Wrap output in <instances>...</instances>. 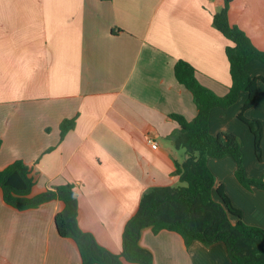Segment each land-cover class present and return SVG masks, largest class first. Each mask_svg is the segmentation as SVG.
I'll return each instance as SVG.
<instances>
[{
	"label": "crops",
	"instance_id": "0c3cea01",
	"mask_svg": "<svg viewBox=\"0 0 264 264\" xmlns=\"http://www.w3.org/2000/svg\"><path fill=\"white\" fill-rule=\"evenodd\" d=\"M223 2L0 0V170L15 161L27 165L32 196L72 185L80 229L119 255L142 195L175 187L171 172L186 158L183 134L169 116L191 121L197 109L174 77L175 63L190 65L217 96L230 86L229 42L212 23ZM227 16L264 52V0H233ZM245 71L264 78L256 60ZM245 100L242 93L229 108L211 110L208 128L211 135L234 134L252 153V135L237 118ZM244 115L263 126L262 161L245 174L264 177V83ZM72 119L74 128L60 140V123ZM207 166L216 180L213 195L222 185L242 222L264 229V192L241 188L230 158L209 159ZM62 209L51 201L17 211L0 191V264H80L74 241L54 226ZM139 244L153 264H231L222 243L186 247L173 232L145 229Z\"/></svg>",
	"mask_w": 264,
	"mask_h": 264
},
{
	"label": "trees",
	"instance_id": "16d2710c",
	"mask_svg": "<svg viewBox=\"0 0 264 264\" xmlns=\"http://www.w3.org/2000/svg\"><path fill=\"white\" fill-rule=\"evenodd\" d=\"M232 1L224 0L221 10L212 19L215 29L229 42L225 56L230 86L224 96H217L199 84L190 65L183 61L175 63L174 77L191 93L197 109L191 121L181 115L169 116L177 123L184 138L181 147L186 158L182 163H176L171 172L180 185L154 187L142 195L136 212L124 227L119 255L99 246L91 234L80 229L77 194L72 185L58 186L32 196L31 169L22 161H15L0 170L3 202L17 211L37 209L51 201L63 203V209L54 217V226L59 237L74 241L80 264H153L151 253L139 244L145 229H150L154 235L162 231L173 232L182 238L186 247L193 242L204 247L222 243L231 264H264V229L242 222L241 211L232 205L222 185L213 195L216 180L207 166L209 159L230 158L235 165L237 184L249 192H264V177L249 178L245 174L239 139L227 132L211 135L208 128L211 110L227 109L239 100L240 94H246L237 118L248 128L254 155L262 161V123L247 119L244 113L255 105L258 83H264L263 77L249 76L245 66L252 60L264 64V52L257 50L239 28L229 24L227 15ZM74 125V119L60 123V140Z\"/></svg>",
	"mask_w": 264,
	"mask_h": 264
},
{
	"label": "rangeland",
	"instance_id": "374dc122",
	"mask_svg": "<svg viewBox=\"0 0 264 264\" xmlns=\"http://www.w3.org/2000/svg\"><path fill=\"white\" fill-rule=\"evenodd\" d=\"M241 153L243 156V160L245 161V163H244L245 170L247 169V171H250L251 169H253V165H252L253 161H254V164L257 166H258V164H260V161H258L254 155L253 148H252V153H249L247 151L245 143L242 144ZM262 166H264V165H262ZM178 185H180V183L177 181L175 187Z\"/></svg>",
	"mask_w": 264,
	"mask_h": 264
},
{
	"label": "built area",
	"instance_id": "2783aa9c",
	"mask_svg": "<svg viewBox=\"0 0 264 264\" xmlns=\"http://www.w3.org/2000/svg\"><path fill=\"white\" fill-rule=\"evenodd\" d=\"M151 147H152L153 149H155V148H156V145H155L154 143H151Z\"/></svg>",
	"mask_w": 264,
	"mask_h": 264
}]
</instances>
